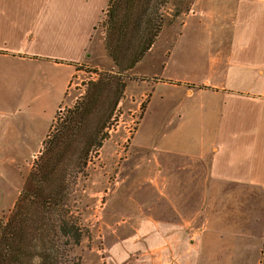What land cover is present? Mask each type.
<instances>
[{"label":"crops","instance_id":"0c3cea01","mask_svg":"<svg viewBox=\"0 0 264 264\" xmlns=\"http://www.w3.org/2000/svg\"><path fill=\"white\" fill-rule=\"evenodd\" d=\"M108 3L0 0L5 99L13 83L1 65L20 63L30 74L36 64V76L18 87L17 104L27 111L0 112V164L26 162L20 153L43 149L41 140L38 149L27 148L32 132L53 124L71 80L88 64ZM183 33L185 52L194 56L179 86L190 143L141 180L152 186V204L136 211V231L122 232L115 256L120 264H264V0H200ZM49 85L57 92L50 117L32 111L51 106L42 96Z\"/></svg>","mask_w":264,"mask_h":264},{"label":"rangeland","instance_id":"374dc122","mask_svg":"<svg viewBox=\"0 0 264 264\" xmlns=\"http://www.w3.org/2000/svg\"><path fill=\"white\" fill-rule=\"evenodd\" d=\"M149 1L152 6L160 8L159 14L164 16L165 23L144 60L133 70L122 72L119 76L125 82V89L118 106L113 108L114 98L110 93L101 95L96 109L90 108L86 100L89 87L98 82L101 75L108 77L112 72L113 75L119 73L105 50L110 11L107 5L95 28L88 64L79 67L80 73L71 80L64 94L65 101L57 111L52 127L48 125L45 130L42 122L43 126L32 132L31 139L35 141L27 145V148L36 150L40 140L45 142L50 131L55 132V129L62 127L69 113L79 107V115L84 118L82 128L85 131H82V135L99 133L101 144L91 146L86 155V138L82 135L77 137L67 148V153L60 160L59 172L53 177L55 181L59 179V182H66L67 199L62 212L67 215L70 225L80 226L87 231L85 239L77 246L71 235L67 238L60 236L56 215L53 217L55 221H51L54 225L50 222V225L39 228L40 238L46 233L50 234V240L43 244L42 239H33L29 249L33 259L27 261V264H41L37 256L45 245L50 249L49 254H53L51 250L58 251L56 258L59 264H120L113 247L119 246L124 230L132 227L130 235H133L132 231H136V211L149 208L154 197L151 196L152 186L141 180L157 175L154 166L156 161L172 159L174 154L179 155L176 153L179 149L190 143L182 127L183 92L179 86L186 79L189 71L185 67L191 64L194 56L188 57L185 52L183 23L200 0H181L182 3L178 5L180 0ZM188 4L192 8L184 11L183 8ZM177 13L180 16L177 17ZM32 48L30 55L35 57L38 52L35 47ZM38 57L37 60L42 62L49 59ZM11 62L3 63L1 67L9 72L10 82L13 83V88L9 90L14 95L5 99L2 95L4 89L0 86V112L23 114L27 110L17 104L18 87L24 81V76H36V64L32 63L29 74L28 70L18 68L20 63ZM56 93L55 86L49 85L42 96L46 98V104L51 106L35 104L32 111L50 117ZM143 104L146 105L144 111ZM22 139L27 141L30 138L26 136ZM43 151L44 146L34 154L20 153L21 158L28 159L26 162L18 163L8 159L0 164V229L15 210L29 176L39 171ZM5 155L10 158L13 156L11 153ZM80 160L86 162L82 173L75 169L79 168ZM124 264H136L135 258H130Z\"/></svg>","mask_w":264,"mask_h":264},{"label":"trees","instance_id":"16d2710c","mask_svg":"<svg viewBox=\"0 0 264 264\" xmlns=\"http://www.w3.org/2000/svg\"><path fill=\"white\" fill-rule=\"evenodd\" d=\"M181 3L180 0L177 5ZM190 5L185 6L183 10L189 11ZM108 8L110 11L107 19L105 50L119 73L113 75L112 72L108 77L101 75L102 78L98 82L91 84L86 100L87 105L93 109L97 108L98 101L104 93L112 94L113 108L118 106L125 89V82L121 81L119 76L122 72L133 70L144 60L155 45L165 23L164 16L159 14L160 8L152 6L149 0H109ZM176 16L180 14L177 13ZM145 108L146 105L143 104V111ZM68 117L62 127L55 129V132L50 131L51 134L53 133L52 136L48 134L44 142L39 171L29 176L15 210L0 229V264H27V261H31L33 258L29 254V249L33 239H42L43 244L50 240V234H42L40 238L38 231L39 228L53 223L51 221H55L53 217L56 215L60 236L67 238L71 235L74 239L73 243L77 246H80L85 239L87 231L80 226L70 225L67 215L62 212L67 199L66 182L64 180L59 182V179L55 181L53 178L59 172L60 160L67 153V148L77 137H81L82 131H85L82 128L84 118L79 115V107L70 112ZM82 137L86 138L88 148L86 155L91 146L101 144L99 133L82 135ZM78 167L75 169H79V173H82L86 168L85 160L83 163L80 160ZM48 250L50 251L45 245L42 252H39L37 257L41 264H59L56 258L58 251L51 250L53 254H49Z\"/></svg>","mask_w":264,"mask_h":264}]
</instances>
